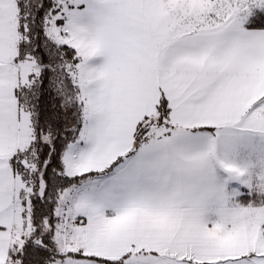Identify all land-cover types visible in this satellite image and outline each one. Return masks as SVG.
I'll use <instances>...</instances> for the list:
<instances>
[{
    "label": "snow or ice",
    "instance_id": "1",
    "mask_svg": "<svg viewBox=\"0 0 264 264\" xmlns=\"http://www.w3.org/2000/svg\"><path fill=\"white\" fill-rule=\"evenodd\" d=\"M0 264H264V0H0Z\"/></svg>",
    "mask_w": 264,
    "mask_h": 264
}]
</instances>
